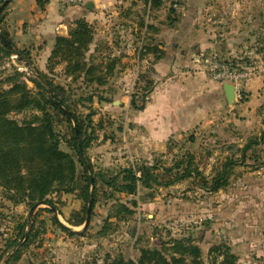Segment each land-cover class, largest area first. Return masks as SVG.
<instances>
[{
  "label": "rangeland",
  "instance_id": "obj_1",
  "mask_svg": "<svg viewBox=\"0 0 264 264\" xmlns=\"http://www.w3.org/2000/svg\"><path fill=\"white\" fill-rule=\"evenodd\" d=\"M166 1L169 5L164 28L168 31L183 24L195 33L186 49L193 57L198 52L210 79L216 64L238 72L250 71V78L264 79V0H183L181 10L173 7L175 1ZM141 12H135L138 18ZM130 13L125 9L121 17L128 19ZM110 28L116 33L113 41H124L132 32L128 27ZM25 53L24 60L6 54L0 43V81L6 90L13 83H25L31 95L37 97L41 92L31 80L39 70ZM97 57L92 60L94 64L100 61ZM62 72L57 66L51 73H43L61 88L60 98L76 115L82 131L93 138L84 151L96 178L89 225L84 228L88 204L81 194L87 175L77 162L75 150L69 147L74 123L55 114L54 130L60 138V149L76 162L74 192L53 193L47 199L54 204V212L41 203L30 216L32 204L19 202L17 194L18 200L14 201L13 194L0 187V255L7 253V258L12 249L6 248V241L16 239L21 242L17 247L20 259L25 257L28 264H107L119 256L136 260L142 249H157L169 259L175 251L172 242L185 240L200 250L198 264H221L224 251L236 257V264H264V83L261 104L250 116H242L243 111L233 108L234 101L228 103L210 125L172 140L173 152L134 164V170L142 163L153 167L158 184L141 188L131 196L118 190L119 172L127 168V160L115 163L111 153L124 159L127 156L123 135L130 126L128 117L132 109L142 105L149 86L144 83L129 88L132 78L127 81L120 73H108L102 86L87 85L82 80L73 82ZM235 100L240 102L244 97ZM33 114L39 113L27 109L10 117L21 122ZM97 143L101 144V152L93 151ZM221 175L224 178L219 181L224 180V184L210 190L211 180ZM102 177L105 181L115 180L105 184ZM53 217L69 231L53 223ZM23 223H31V232L28 227L21 228ZM26 231L31 237L28 242L22 239ZM214 248L218 250L211 251ZM190 259L186 257V262Z\"/></svg>",
  "mask_w": 264,
  "mask_h": 264
},
{
  "label": "crops",
  "instance_id": "obj_2",
  "mask_svg": "<svg viewBox=\"0 0 264 264\" xmlns=\"http://www.w3.org/2000/svg\"><path fill=\"white\" fill-rule=\"evenodd\" d=\"M173 1V7L181 10L184 1ZM89 3L91 9L85 7ZM168 5L166 0H87L80 5L65 6L59 0H42L39 6L37 0H11L1 28L14 48L27 52L38 70L47 73V60L55 39L67 37L74 23L84 20L95 32L87 57L98 56L97 64L104 72L109 64L111 73L124 74L127 81L131 77L129 88L149 85L143 109H132L128 117L130 126L123 135L127 156L124 159L111 153L115 163L127 160V167H133L140 159L173 152L172 140L210 125L228 104L223 84L207 76L198 52L193 57L186 49L195 33L183 24L168 31L164 28ZM125 9L127 13L134 12L133 16L142 10L141 18L135 19L130 13V18L124 20L121 15ZM110 27H128L132 32L121 40L124 43L113 41L116 33ZM137 32L140 35H135ZM122 38L123 35L118 37ZM63 69L60 65L59 70ZM263 83V77L255 76L244 84V100L233 102V108L243 111L242 116H250L261 104ZM105 143L110 145L108 139ZM100 145L97 143L93 151L101 152ZM26 260L21 257L16 264H28Z\"/></svg>",
  "mask_w": 264,
  "mask_h": 264
},
{
  "label": "trees",
  "instance_id": "obj_3",
  "mask_svg": "<svg viewBox=\"0 0 264 264\" xmlns=\"http://www.w3.org/2000/svg\"><path fill=\"white\" fill-rule=\"evenodd\" d=\"M6 1L8 3L0 11V25L4 19L3 13L11 0L0 1V8ZM37 4L41 6L42 0H37ZM1 34L8 39L4 31ZM93 36V29L88 23L84 20L76 21L73 30L67 37L55 39L53 50L47 60L48 73H51L55 67L64 65L63 75L71 78L73 82L82 80V83L87 85L91 83L100 86L106 84L105 77L111 73L110 65L106 64V71L104 72L100 69V64H94L93 58L87 57ZM0 43L3 45L6 54H16L19 59H26L22 55L25 52L14 48L12 43H10L11 49L1 39ZM26 61L29 65L30 61L28 59ZM31 82L41 92L37 97L31 95L25 83H13L6 90L0 81V187L10 191L14 201L18 200V195L21 199L19 202L26 201L32 206L43 203L50 207L51 212H54L55 206L47 197L53 193H58V191L66 194L74 192L76 162L70 154L60 149V138L54 130L55 114H58L63 116L67 122L72 121L74 123L69 147L75 150L77 162L83 168L84 174L87 175L85 187L81 189V194H83V201L86 204L91 201L92 210L95 204L96 178L92 175V165L90 160L84 156V151L93 138L87 131H82V125L76 115L60 98L58 94V90H61L60 87L54 86L45 78L44 73L39 71H36V78ZM147 95L143 97L142 105L136 110L143 109ZM131 105L134 106L133 101H131ZM27 109L38 111L39 114H33L21 122L10 117L11 114H19ZM89 120L90 116L88 117ZM188 157L190 158V155H186V158ZM190 163L187 162V165ZM178 166L180 165L177 164L176 167ZM152 170H154L153 167L145 165L139 166L136 170L131 167L122 169L119 172L121 174L118 190L133 196L141 188H149L151 184H158V179L152 174ZM223 175L211 180L210 190L215 191L224 184V180L221 183L219 181L224 178ZM90 176H93V187ZM102 178L105 184L115 180L113 178L110 181H105L104 177ZM116 183L118 184V181ZM53 223L63 230L69 231L56 217H53ZM81 224L79 222L78 225ZM25 227H28L29 232H31V223L28 225L23 223L21 228L24 229ZM20 231L22 232V229ZM30 238V233L27 231L23 233V240L28 242ZM187 243L188 241L185 240H174L171 246L175 251L169 259L159 253L157 249H142L136 260L124 259L119 256L107 264H198L197 258L200 257V250ZM20 245L21 242L16 241V239L6 241V248L12 249V253L7 258H4L7 253L0 255V261L4 258L3 264H16L20 259L21 253L17 249ZM217 250L214 248L211 251ZM188 256L191 258L190 263L186 262ZM236 260V257L228 251L222 253L221 264H236Z\"/></svg>",
  "mask_w": 264,
  "mask_h": 264
},
{
  "label": "built area",
  "instance_id": "obj_4",
  "mask_svg": "<svg viewBox=\"0 0 264 264\" xmlns=\"http://www.w3.org/2000/svg\"><path fill=\"white\" fill-rule=\"evenodd\" d=\"M87 0H59L62 5L73 6L80 5ZM251 77L250 71L238 72L226 65H215V70L211 71V78L219 83H228L234 87L235 98H241L243 87L246 81Z\"/></svg>",
  "mask_w": 264,
  "mask_h": 264
},
{
  "label": "water",
  "instance_id": "obj_5",
  "mask_svg": "<svg viewBox=\"0 0 264 264\" xmlns=\"http://www.w3.org/2000/svg\"><path fill=\"white\" fill-rule=\"evenodd\" d=\"M8 3V1H6L4 3V5H2V7L0 8V11L2 10V8ZM87 9H91L92 8V4L89 3L85 6ZM0 39L1 41L9 48L11 49V44L9 42V40L3 35L0 33ZM222 88H223V91L225 93V96H226V99H227V102L229 104H231L234 100H235V93H234V87L228 83H224L222 85ZM81 151V149H80ZM90 179H91V185L93 187V176H90ZM91 201L88 202V205H87V209H86V217H85V223H84V228H86L88 225H89V222H90V213H91ZM39 204L37 205H34L31 209H30V216L31 214L33 213V211L38 207Z\"/></svg>",
  "mask_w": 264,
  "mask_h": 264
}]
</instances>
